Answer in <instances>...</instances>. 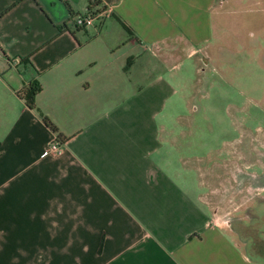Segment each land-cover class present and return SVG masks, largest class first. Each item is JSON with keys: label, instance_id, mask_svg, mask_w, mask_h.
<instances>
[{"label": "crops", "instance_id": "0c3cea01", "mask_svg": "<svg viewBox=\"0 0 264 264\" xmlns=\"http://www.w3.org/2000/svg\"><path fill=\"white\" fill-rule=\"evenodd\" d=\"M68 2L0 0V264H264V229L214 220L178 167L180 111L165 115L225 0ZM36 79L32 109L19 93ZM45 116L65 140L43 157Z\"/></svg>", "mask_w": 264, "mask_h": 264}, {"label": "rangeland", "instance_id": "374dc122", "mask_svg": "<svg viewBox=\"0 0 264 264\" xmlns=\"http://www.w3.org/2000/svg\"><path fill=\"white\" fill-rule=\"evenodd\" d=\"M216 10L219 27L194 57L197 72L191 60L182 66L184 79L195 76L188 101L178 94L172 110L167 100L165 115L180 111L182 124L168 125L180 144L176 157H185L178 167L195 169L191 185L214 220L256 236L264 229V207L253 208L256 193L264 200L256 189L264 186V0H225Z\"/></svg>", "mask_w": 264, "mask_h": 264}, {"label": "built area", "instance_id": "2783aa9c", "mask_svg": "<svg viewBox=\"0 0 264 264\" xmlns=\"http://www.w3.org/2000/svg\"><path fill=\"white\" fill-rule=\"evenodd\" d=\"M111 12V7L107 6L105 9L100 10V12H94L88 10L84 13H79L74 16V24L77 27H89L94 25L98 17L102 15H108ZM62 150L61 140L59 138L54 139L42 152V156L46 157L52 153L60 152Z\"/></svg>", "mask_w": 264, "mask_h": 264}, {"label": "trees", "instance_id": "16d2710c", "mask_svg": "<svg viewBox=\"0 0 264 264\" xmlns=\"http://www.w3.org/2000/svg\"><path fill=\"white\" fill-rule=\"evenodd\" d=\"M66 5L71 8L68 0H63ZM43 89V85L39 80H34L28 85H26L21 91H20V96L26 100L27 105L34 109L36 108V96L37 94ZM44 120L46 121L47 125L50 126L54 132L59 133L58 127L47 117H44ZM58 138L61 141L65 140L64 135L59 133Z\"/></svg>", "mask_w": 264, "mask_h": 264}]
</instances>
